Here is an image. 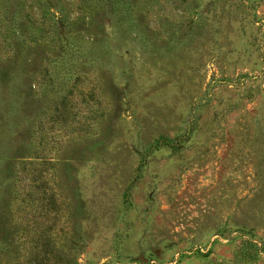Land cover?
<instances>
[{
    "label": "rangeland",
    "instance_id": "obj_1",
    "mask_svg": "<svg viewBox=\"0 0 264 264\" xmlns=\"http://www.w3.org/2000/svg\"><path fill=\"white\" fill-rule=\"evenodd\" d=\"M0 264H264V0H0Z\"/></svg>",
    "mask_w": 264,
    "mask_h": 264
}]
</instances>
